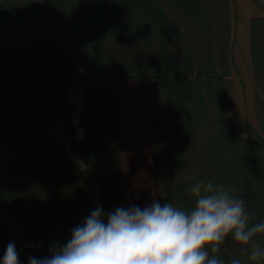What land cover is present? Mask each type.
Instances as JSON below:
<instances>
[{"label":"crops","instance_id":"crops-1","mask_svg":"<svg viewBox=\"0 0 264 264\" xmlns=\"http://www.w3.org/2000/svg\"><path fill=\"white\" fill-rule=\"evenodd\" d=\"M197 179L264 221V0H0V259Z\"/></svg>","mask_w":264,"mask_h":264},{"label":"clouds","instance_id":"clouds-1","mask_svg":"<svg viewBox=\"0 0 264 264\" xmlns=\"http://www.w3.org/2000/svg\"><path fill=\"white\" fill-rule=\"evenodd\" d=\"M186 192L189 207L154 200L105 213L97 206L66 243L50 246L43 258L28 256L27 264H264L256 239L264 237V221H253L235 188L197 179ZM228 238L240 246V258L219 255ZM0 264H20L14 241Z\"/></svg>","mask_w":264,"mask_h":264},{"label":"rangeland","instance_id":"rangeland-1","mask_svg":"<svg viewBox=\"0 0 264 264\" xmlns=\"http://www.w3.org/2000/svg\"><path fill=\"white\" fill-rule=\"evenodd\" d=\"M40 171H41V172H43V171H45V172H46V170H39V172H40ZM53 171H54V170H53ZM55 171H58V170H55ZM45 179H46V178H45ZM24 192H25V191H24ZM24 192H23V194H25ZM22 196H23V195H22ZM40 196H43V195H42V194H40Z\"/></svg>","mask_w":264,"mask_h":264}]
</instances>
